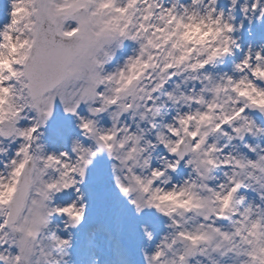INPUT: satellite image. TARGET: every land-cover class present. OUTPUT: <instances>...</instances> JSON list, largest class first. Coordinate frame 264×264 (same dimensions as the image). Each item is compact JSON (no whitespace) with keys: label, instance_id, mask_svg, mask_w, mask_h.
<instances>
[{"label":"clouds","instance_id":"clouds-1","mask_svg":"<svg viewBox=\"0 0 264 264\" xmlns=\"http://www.w3.org/2000/svg\"><path fill=\"white\" fill-rule=\"evenodd\" d=\"M102 3L0 0V53L12 68L25 71L47 42L52 67L70 72L50 95L78 102V115L61 105L56 120L40 125V142L65 151L79 139L102 153L99 183L135 219L130 264H264V0H147L129 13V33L137 22L147 26L136 41L116 30L128 18ZM133 56L142 59L138 79L123 88L117 73L134 74ZM0 68L10 77L0 84L11 89L0 92V128L32 126L40 117L28 77L11 76L2 60ZM81 117L93 122L92 132ZM100 134L112 138L98 141ZM23 143L0 136V264H82L79 235L67 248L52 239H73L69 215L49 211L66 206L64 198L53 194L41 210L47 222L33 223L32 201L52 175L31 165L13 174Z\"/></svg>","mask_w":264,"mask_h":264},{"label":"snow or ice","instance_id":"snow-or-ice-1","mask_svg":"<svg viewBox=\"0 0 264 264\" xmlns=\"http://www.w3.org/2000/svg\"><path fill=\"white\" fill-rule=\"evenodd\" d=\"M144 2L147 6V0H126V4L116 6V0H103L101 8H114L121 17H127V23L124 26L117 28L121 38H127L131 41H136L141 31H147V26L143 22H137L132 33L128 32V27L132 25L135 17L129 15L130 10L139 7V4ZM13 8L16 4L13 3ZM150 11V10H149ZM13 16L16 15L14 11ZM148 16L145 14L141 17L142 21H147ZM175 19V17H170ZM14 23L16 21H13ZM79 32V29L76 30ZM5 39H10L7 32L3 33ZM65 35H74V33H66ZM24 43H30L25 41ZM148 44H153V40L149 39ZM33 46L34 43H33ZM10 47L11 52L16 51L15 45H4ZM143 48V45L141 46ZM28 59V57H24ZM0 60L3 61L11 76L21 77L27 76L30 83L26 85L29 89L31 98V107L38 113L40 119L36 120L30 127H10L7 131L0 128V136L18 135L22 137L25 143L21 144L16 152V159L11 161L14 168V175L21 176L24 171L32 166V171L40 169V175H44L45 171L52 175V179L44 184L40 190V199L33 200V206L37 209L34 215V224H43L47 222L45 212L41 211L46 207L45 201L50 199L53 194L57 198H64L66 206L58 207L49 210L60 214L67 213L72 221V225L68 228L69 232L73 233V239L67 238V233L64 237L53 236L52 239L62 248H67L72 245L77 235L81 240L80 254L82 264H130V248L127 243L129 235L126 232L127 226L131 225L130 231L135 228V219L127 215L126 207L118 202L114 197L103 190L99 183L98 176L102 163V153L97 150V147L88 142L79 139L72 142L70 150L52 151L40 142L39 133L43 130L40 125L47 122L51 124L56 120L57 110L61 105H64V111L70 117L78 115L79 104L65 103L63 94L59 96L50 95L59 80L70 75V72H58L53 68L48 57L47 42L37 52L36 57L30 65H25V71L17 72L12 68L11 62L7 57L0 53ZM21 63L22 61H15ZM142 64L141 57L133 56L129 60L128 68L132 70L133 75L125 76L123 71L117 74L124 81L123 88H131L133 82L138 79L136 69ZM146 66V65H145ZM258 74L259 70H258ZM114 77L109 75L107 80H112ZM10 79L3 75V69L0 68V81ZM92 85L89 88V93H95V84L98 82L94 76ZM118 89L117 91H123ZM10 88H4L0 84V92H9ZM108 104H116V99H108L103 97ZM130 107V105L126 106ZM95 111H99L96 109ZM51 116L52 120L47 118ZM81 127L88 132L93 131V122L81 117ZM112 138L111 134H100L98 141H108ZM36 143L33 144L32 141ZM239 185H237V188ZM15 191V189H13ZM31 185L26 184L24 188L25 196L29 195ZM120 191L126 193L127 188L121 186ZM236 188L232 189L235 192ZM224 207L229 206L232 200V194L224 196ZM25 203L21 201V206ZM256 225H253L255 227ZM31 236L33 233L28 232ZM25 241H21L23 246ZM159 253H157V256ZM19 261L20 257L17 256Z\"/></svg>","mask_w":264,"mask_h":264},{"label":"rangeland","instance_id":"rangeland-1","mask_svg":"<svg viewBox=\"0 0 264 264\" xmlns=\"http://www.w3.org/2000/svg\"><path fill=\"white\" fill-rule=\"evenodd\" d=\"M9 4H11V0H9ZM0 15H2V13H0ZM4 165L3 164H0V168H2ZM131 227V225H129V226H127V228H130ZM126 228V229H127ZM131 235H129V237H130ZM80 239V238H79ZM81 241V240H80Z\"/></svg>","mask_w":264,"mask_h":264}]
</instances>
